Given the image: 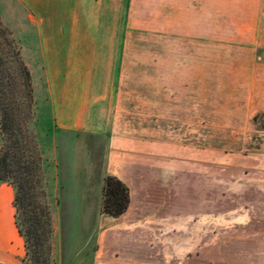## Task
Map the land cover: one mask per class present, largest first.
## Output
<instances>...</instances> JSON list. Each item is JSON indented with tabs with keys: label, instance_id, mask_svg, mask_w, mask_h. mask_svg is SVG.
Segmentation results:
<instances>
[{
	"label": "crops",
	"instance_id": "1",
	"mask_svg": "<svg viewBox=\"0 0 264 264\" xmlns=\"http://www.w3.org/2000/svg\"><path fill=\"white\" fill-rule=\"evenodd\" d=\"M9 2L25 14L34 91L44 85L48 123L35 139L54 255L66 246L78 264H180L194 259L189 240H222L232 251L221 264H264V143L213 141L205 73L245 68L244 47L227 42L259 25L264 0ZM108 176L129 192L119 217L101 212ZM13 197L0 183V264L25 255ZM63 229L81 240H58Z\"/></svg>",
	"mask_w": 264,
	"mask_h": 264
},
{
	"label": "rangeland",
	"instance_id": "2",
	"mask_svg": "<svg viewBox=\"0 0 264 264\" xmlns=\"http://www.w3.org/2000/svg\"><path fill=\"white\" fill-rule=\"evenodd\" d=\"M15 14L18 17L17 20L13 16ZM19 17H21V20ZM0 23L10 33L11 38L19 47L20 59L29 72L32 104L29 117L26 120V129L36 145L35 127L38 124H47L48 116L44 114L43 82L42 86L34 91L31 72L35 78L36 71L31 66L30 69L27 67L26 44L22 37L19 36L20 29L18 28V24L23 23L25 25V14L17 5L11 6L9 0H0ZM244 23V28L249 29V31H244L247 33V36L229 37L227 44H240V46L244 47L245 68H212L211 70H205L206 77L210 76L212 82L213 117L211 135L213 141L221 140V142H224L222 145H225L228 151L237 148L236 142L239 139L244 141V148L248 149V151L264 143V104L253 97V94L264 95V17L259 22V25H256V23L248 25L249 22ZM230 24L232 23L230 22ZM256 26L260 29L261 36L254 35L257 31H254ZM231 27L233 28L232 32H235V25L232 24ZM133 28H140V22L134 21ZM144 28L147 27L144 26ZM251 65L254 67H247ZM39 71L41 72V70ZM241 97L244 98L242 101L239 100L242 99ZM40 167L42 175V162H40ZM42 181L44 190L45 183L43 177ZM45 203L47 205L46 198ZM60 233L61 235H59ZM56 234H58V236L56 235L58 240H69L72 238L81 240L79 238L80 235L74 236V229H63ZM53 238L54 229L50 220V235L41 250L38 263H32L29 254V256H24L23 264H78V261H68L65 259L64 256L67 255L68 251L66 246L63 247V257L54 255ZM232 241L230 240V242ZM189 242L191 244L194 243V246L192 245L190 249L184 252L195 253L193 255L194 259L190 261L182 260L180 264H221L220 256L222 249L224 251L226 249L232 251V244L228 246L222 245V240H206L205 245L203 244L204 240H189ZM80 264H90V261L85 260Z\"/></svg>",
	"mask_w": 264,
	"mask_h": 264
},
{
	"label": "trees",
	"instance_id": "3",
	"mask_svg": "<svg viewBox=\"0 0 264 264\" xmlns=\"http://www.w3.org/2000/svg\"><path fill=\"white\" fill-rule=\"evenodd\" d=\"M31 104L29 72L20 59L19 47L0 23V183L9 184L14 191V224L25 255L38 263L50 235V216L41 159L26 129ZM128 205V189L116 178L106 177L101 212L119 217Z\"/></svg>",
	"mask_w": 264,
	"mask_h": 264
}]
</instances>
